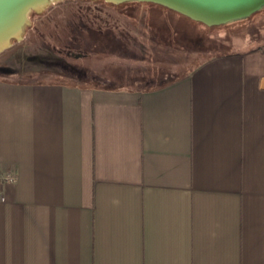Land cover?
Instances as JSON below:
<instances>
[{
	"label": "crops",
	"instance_id": "0c3cea01",
	"mask_svg": "<svg viewBox=\"0 0 264 264\" xmlns=\"http://www.w3.org/2000/svg\"><path fill=\"white\" fill-rule=\"evenodd\" d=\"M103 79L0 72V264H264V41Z\"/></svg>",
	"mask_w": 264,
	"mask_h": 264
},
{
	"label": "rangeland",
	"instance_id": "374dc122",
	"mask_svg": "<svg viewBox=\"0 0 264 264\" xmlns=\"http://www.w3.org/2000/svg\"><path fill=\"white\" fill-rule=\"evenodd\" d=\"M27 20L0 52V72L22 80L100 86L107 75L118 85L155 86L208 56L264 41V5L207 26L146 3L55 0Z\"/></svg>",
	"mask_w": 264,
	"mask_h": 264
},
{
	"label": "water",
	"instance_id": "95a60500",
	"mask_svg": "<svg viewBox=\"0 0 264 264\" xmlns=\"http://www.w3.org/2000/svg\"><path fill=\"white\" fill-rule=\"evenodd\" d=\"M55 0H0V52L11 41L19 39L26 24L27 13L38 11ZM119 4L130 0H104ZM153 2L174 10L207 26L220 25L246 17L259 10L264 0H136Z\"/></svg>",
	"mask_w": 264,
	"mask_h": 264
},
{
	"label": "built area",
	"instance_id": "2783aa9c",
	"mask_svg": "<svg viewBox=\"0 0 264 264\" xmlns=\"http://www.w3.org/2000/svg\"><path fill=\"white\" fill-rule=\"evenodd\" d=\"M16 181V177L12 173H5L0 175V201L5 200V196L3 193V187L6 185L14 184Z\"/></svg>",
	"mask_w": 264,
	"mask_h": 264
},
{
	"label": "trees",
	"instance_id": "16d2710c",
	"mask_svg": "<svg viewBox=\"0 0 264 264\" xmlns=\"http://www.w3.org/2000/svg\"><path fill=\"white\" fill-rule=\"evenodd\" d=\"M103 2H105L104 0H102ZM105 3H108V2H105ZM140 3H146V4H151V5H155V6H159V7H163V8H166V9H169V10H171L170 8H168V7H166V6H163V5H161V4H157V3H153V2H140V1H136V0H130V1H126V2H122V3H119L120 5L121 4H129L130 6L132 5V4H140ZM108 4H111V5H119V4H113V3H108ZM174 11V10H173ZM176 12V11H175ZM178 13V12H177ZM180 14V13H179ZM181 16H184V15H182V14H180ZM184 17H186V16H184ZM188 18V17H187ZM190 19V18H189ZM192 20V19H191ZM201 23V22H200ZM200 62V61H199ZM195 66V65H194ZM192 70V68H190V69H188V72L189 71H191ZM187 72V73H188ZM187 73H185V74H187ZM182 75H184V74H182ZM174 78H169V79H167L166 81H164V82H162V83H160V84H165V83H167V82H170V81H172ZM159 84V85H160ZM146 88L147 87H152V86H145Z\"/></svg>",
	"mask_w": 264,
	"mask_h": 264
}]
</instances>
